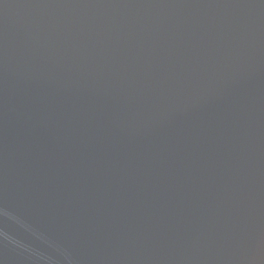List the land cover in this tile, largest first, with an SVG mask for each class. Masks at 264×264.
I'll return each mask as SVG.
<instances>
[{
  "label": "water",
  "instance_id": "95a60500",
  "mask_svg": "<svg viewBox=\"0 0 264 264\" xmlns=\"http://www.w3.org/2000/svg\"><path fill=\"white\" fill-rule=\"evenodd\" d=\"M0 264H264V0H0Z\"/></svg>",
  "mask_w": 264,
  "mask_h": 264
}]
</instances>
